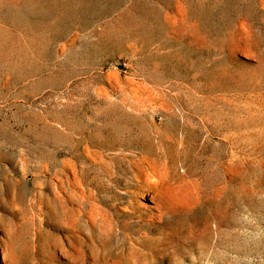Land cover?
<instances>
[{
	"label": "rangeland",
	"instance_id": "374dc122",
	"mask_svg": "<svg viewBox=\"0 0 264 264\" xmlns=\"http://www.w3.org/2000/svg\"><path fill=\"white\" fill-rule=\"evenodd\" d=\"M0 264H264V0H0Z\"/></svg>",
	"mask_w": 264,
	"mask_h": 264
}]
</instances>
